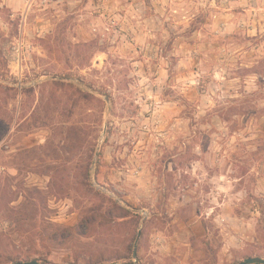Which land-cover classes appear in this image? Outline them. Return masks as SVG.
<instances>
[{
  "label": "rangeland",
  "instance_id": "rangeland-1",
  "mask_svg": "<svg viewBox=\"0 0 264 264\" xmlns=\"http://www.w3.org/2000/svg\"><path fill=\"white\" fill-rule=\"evenodd\" d=\"M249 256L264 0H0V264Z\"/></svg>",
  "mask_w": 264,
  "mask_h": 264
},
{
  "label": "water",
  "instance_id": "water-1",
  "mask_svg": "<svg viewBox=\"0 0 264 264\" xmlns=\"http://www.w3.org/2000/svg\"><path fill=\"white\" fill-rule=\"evenodd\" d=\"M98 154V152H97ZM140 236V232L138 234V237ZM134 257L137 256V249L135 247L133 252ZM249 263H264V257L261 256H249L238 262L237 264H249ZM13 264H39L37 260H31V261H17Z\"/></svg>",
  "mask_w": 264,
  "mask_h": 264
},
{
  "label": "trees",
  "instance_id": "trees-1",
  "mask_svg": "<svg viewBox=\"0 0 264 264\" xmlns=\"http://www.w3.org/2000/svg\"><path fill=\"white\" fill-rule=\"evenodd\" d=\"M38 262H39V261H38ZM39 264H42V263L39 262Z\"/></svg>",
  "mask_w": 264,
  "mask_h": 264
}]
</instances>
